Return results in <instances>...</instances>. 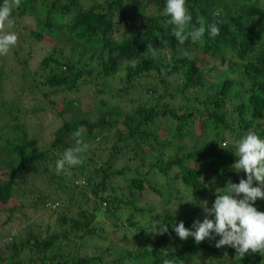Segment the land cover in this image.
Listing matches in <instances>:
<instances>
[{"label": "trees", "instance_id": "obj_1", "mask_svg": "<svg viewBox=\"0 0 264 264\" xmlns=\"http://www.w3.org/2000/svg\"><path fill=\"white\" fill-rule=\"evenodd\" d=\"M166 2L21 0L13 11L15 62L0 56V204L41 175L48 185L31 206L56 215V227L0 225V264H264L259 253L217 248L219 236L196 244L173 229L202 222L203 201L211 207L217 189L247 178L232 167L237 140L250 131L264 139V0H186L190 28L216 22L220 31L184 45ZM39 43L46 50L31 71ZM6 76L18 90L2 100ZM48 107L59 122L40 149ZM77 129L83 162L57 174ZM254 206L264 212V200ZM154 221L168 232L156 234Z\"/></svg>", "mask_w": 264, "mask_h": 264}, {"label": "clouds", "instance_id": "obj_2", "mask_svg": "<svg viewBox=\"0 0 264 264\" xmlns=\"http://www.w3.org/2000/svg\"><path fill=\"white\" fill-rule=\"evenodd\" d=\"M20 6L21 0H3L0 5V56L7 55L18 42L17 34L8 29L14 28L12 13ZM163 15L170 17L167 23L173 26L171 34L176 37L179 45H184L188 40L199 42L206 32L213 39L219 35L220 29L216 22L206 24L199 21V27L190 28L193 17L186 0H167ZM117 19L119 21V14ZM180 51L182 55L189 56L183 49ZM129 65L135 68L136 61H130ZM83 136L82 129L73 133L75 146L66 149L57 159V174L82 164V153L88 150ZM235 149L237 159L232 167L236 172H244L247 178H241L239 183L229 181L222 192L217 189L211 207L207 201H203L201 206L205 218L202 222L195 220L189 229L181 221L174 224L173 229L181 240L193 237L196 244L219 236L215 246H230L240 258L249 252L264 256V212L254 206L257 199L264 200V139L250 131L235 142ZM153 231L156 234H164L168 232V226L154 221ZM163 264H175V261L164 259Z\"/></svg>", "mask_w": 264, "mask_h": 264}, {"label": "rangeland", "instance_id": "obj_3", "mask_svg": "<svg viewBox=\"0 0 264 264\" xmlns=\"http://www.w3.org/2000/svg\"><path fill=\"white\" fill-rule=\"evenodd\" d=\"M29 25L31 24L29 21H25L24 24ZM27 44V43H26ZM26 50L29 51L30 50V46H28V44L26 45ZM15 48L17 49V46H15ZM35 48H32V52L30 54V60H29V70L34 71L38 68V61L42 58L43 54L45 53L46 48L44 47V44H35ZM68 50V49H67ZM22 57H24L23 55H21ZM4 59V63H6L8 66L9 64H13L15 61V56L11 53H8L7 55H5L3 57ZM7 73L10 75L11 72L7 71ZM31 78V77H30ZM30 78H28L27 80V84H29L30 81H32ZM13 80H17L18 79L16 77H7L4 80V84H5V88L7 89L6 95L2 98V100L4 99H8L9 97H11L12 94H16L15 92L18 90L17 86L14 88V84H13ZM83 95V94H81ZM68 98H75L77 97V95L75 93H70L67 96ZM83 97V96H81ZM57 99V98H56ZM84 100V99H83ZM40 104V103H38ZM41 104L44 105V100L41 101ZM53 111H55V107H53ZM52 109L50 107L46 108L43 110V113H41V115H43V123L44 124H50V128H48V134H47V139H45L44 142H42V144L40 145V149H42L44 146H47L49 143V139L52 138V136L50 135L49 132H51L53 130V126H56L58 124V122L54 121L55 116L51 113ZM52 125V126H51ZM232 142L234 143V139L232 138ZM48 183L47 181L38 174H33L32 178L30 180V183H28V186L25 188L23 187L19 193L15 194L6 204H0V225L2 227L1 231L4 230L3 229V224L5 223L7 227L11 226V225H16L17 223L22 224L25 227H32V228H38L36 226H39L41 234L43 235L45 233V229H46V225L50 224L51 228L56 227L53 223L54 217L56 215H53L52 217H50L49 213L46 212H42L41 210H39V208H32V202L36 199L37 195L39 192H43L44 189L47 187ZM22 187V186H20ZM22 190L24 192H22ZM31 190V191H30ZM81 201V200H79ZM59 202L61 203V201L59 200ZM67 202V201H66ZM62 205V203H61ZM62 206H59L58 211H63L61 209ZM10 211H13V218L8 221H6V217L7 215L10 214ZM78 211V207L76 204L71 205V209L69 210V212H67L68 215H75V213ZM38 228V229H39ZM0 231V232H1ZM107 234H111L112 232V228H107L106 229Z\"/></svg>", "mask_w": 264, "mask_h": 264}]
</instances>
